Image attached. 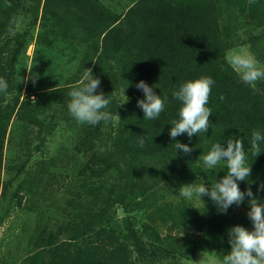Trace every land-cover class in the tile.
<instances>
[{"label": "trees", "instance_id": "trees-1", "mask_svg": "<svg viewBox=\"0 0 264 264\" xmlns=\"http://www.w3.org/2000/svg\"><path fill=\"white\" fill-rule=\"evenodd\" d=\"M17 1L4 0L11 6L0 8V77L8 83L7 95L0 93V166L13 111L22 95L15 64L33 39L30 30H19L23 9L31 7L45 22L56 21L70 40L85 46L82 73L91 68L100 79L96 94L102 91L109 96L106 110L112 113L111 120L90 128L85 138L91 152L83 169L85 211L65 221L49 220L35 243L37 251L20 264H191L199 252L207 251L223 258L231 251L232 227L253 230L247 215L251 198L245 196L239 206L233 204L222 213L209 196L187 200L178 190L194 182L210 189L223 178L227 174L223 162L208 169L197 160L212 144L226 147L228 138H238L244 142L246 163L252 169L247 180L238 181L239 187L243 192L251 188L264 204V190H260L264 141L257 157L250 147L253 130L264 134V83L245 84L226 59L230 47L228 25L223 21L225 0H139L125 15L111 13L103 0L12 4ZM13 17L19 23L9 32ZM30 27H36L35 21ZM257 55L264 65V45ZM201 76H211L215 82L207 104L212 112L210 127L207 133L191 138L185 133L173 140L171 121L178 119L181 107L173 93ZM141 80L166 98L155 120L144 119L137 107L144 98L136 87ZM70 88L40 91L29 86L38 99L26 96L18 114L37 123L53 106L63 113L68 110ZM140 136L145 140L143 147ZM177 141L189 145L192 152L186 155L177 150ZM118 206H125L130 216L121 231L119 222L112 220ZM139 214L150 216L152 224H143Z\"/></svg>", "mask_w": 264, "mask_h": 264}, {"label": "rangeland", "instance_id": "rangeland-1", "mask_svg": "<svg viewBox=\"0 0 264 264\" xmlns=\"http://www.w3.org/2000/svg\"><path fill=\"white\" fill-rule=\"evenodd\" d=\"M138 1L103 0V4L111 13L125 15ZM24 3L25 0H18L12 4ZM225 4L223 21L228 25L230 47L227 53L248 52L263 65L257 52L264 45L260 40L264 37V0H225ZM7 5L0 0V8ZM21 13L23 23L19 30L25 33L30 30L28 34L33 39L15 64L22 95L13 111L0 166V264H20L37 251L35 243L50 225L49 220L65 221L72 214L85 211L83 169L88 153L91 154L85 138L90 128L105 123L80 124L69 110L62 113L58 106L44 111L37 123L21 118L18 113L26 96L29 95L28 100L38 99L30 94L29 86L40 91L74 87L81 80L85 65V46L70 40L63 26L56 21L45 22L31 7ZM34 21L36 27L31 30ZM260 82L264 83V79L254 86ZM114 212L113 224L119 222L121 231L129 213L125 206H118ZM116 218L119 220L115 221ZM139 218L144 219L143 224H152L150 216L139 214ZM191 264H223V258L213 251L199 252Z\"/></svg>", "mask_w": 264, "mask_h": 264}, {"label": "clouds", "instance_id": "clouds-1", "mask_svg": "<svg viewBox=\"0 0 264 264\" xmlns=\"http://www.w3.org/2000/svg\"><path fill=\"white\" fill-rule=\"evenodd\" d=\"M9 7L11 5H8ZM19 20L13 17L8 31H14L13 24L18 25ZM226 59L240 79L248 85L264 79V65H261L254 55L244 51L231 50ZM214 80L211 76H201L195 80L183 83L178 91L173 93L174 98L181 102L178 119L171 121L170 137L175 140L178 136L187 133L193 135L207 133L211 109L207 107ZM101 81L93 75L91 68H86L81 80L69 92L70 101L68 110L70 115L80 124L98 125L101 121L112 119V113L107 111L110 105L109 96L101 91L96 94ZM136 87L143 91L144 98L138 100L137 107L144 112V119L155 120L164 110L165 102L161 95H157L153 87L141 80ZM8 83L0 77V93L7 95ZM35 101V98H33ZM264 141V134L253 130L250 147L256 157L261 154L260 142ZM145 140L139 137V146L143 147ZM227 146L214 143L210 150L199 156L197 161H202L204 167L212 169L224 163L227 174L217 180L209 189L202 183L184 184L179 188V195L187 200L194 196L201 199L209 196L222 213H226L233 204L240 205L245 196L250 197V211L248 217L253 223V230L241 225H236L229 230V243L231 251L223 257V264H264V204L258 201L251 188L247 192L241 191L238 181H245L251 175V165L246 163L245 146L242 139L228 138ZM177 150L182 149L187 155L192 148L187 144L175 143ZM264 190V185L260 186Z\"/></svg>", "mask_w": 264, "mask_h": 264}]
</instances>
